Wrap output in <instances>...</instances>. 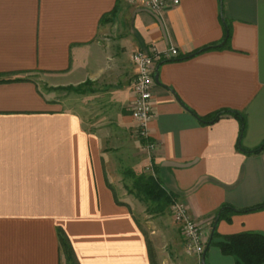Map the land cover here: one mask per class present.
Masks as SVG:
<instances>
[{"label": "crops", "instance_id": "obj_1", "mask_svg": "<svg viewBox=\"0 0 264 264\" xmlns=\"http://www.w3.org/2000/svg\"><path fill=\"white\" fill-rule=\"evenodd\" d=\"M222 18L228 44L195 54L223 41ZM152 45L181 55L158 64L154 172L211 242L264 234L263 209L229 214L212 236L222 206L264 203V149L246 153L264 143V0H180L162 16L139 0H0V264H66L60 231L79 264L176 263L133 217L116 177L124 160L123 174L141 168L125 154L130 139L140 146L131 55ZM226 109L246 116L241 142L235 116L197 117ZM205 262L236 264L213 243Z\"/></svg>", "mask_w": 264, "mask_h": 264}, {"label": "built area", "instance_id": "obj_2", "mask_svg": "<svg viewBox=\"0 0 264 264\" xmlns=\"http://www.w3.org/2000/svg\"><path fill=\"white\" fill-rule=\"evenodd\" d=\"M153 14L162 16L163 12L180 0H139ZM177 48L160 51L152 45L147 49H138L131 55V61L136 67V74L132 82L134 101L130 108L133 120L134 133L143 150L149 155L152 166L153 159L160 144L152 138L151 124L155 114L154 87L156 86V72L161 61L180 58ZM171 212L175 223L178 225L182 237L184 250L190 256H197L202 260L206 246L210 241V235L201 224L189 213L184 202L178 198L171 204Z\"/></svg>", "mask_w": 264, "mask_h": 264}, {"label": "trees", "instance_id": "obj_3", "mask_svg": "<svg viewBox=\"0 0 264 264\" xmlns=\"http://www.w3.org/2000/svg\"><path fill=\"white\" fill-rule=\"evenodd\" d=\"M222 21L224 25L223 41L221 43L213 44L205 48H202L200 50H197L195 54L205 50L220 49L228 44L231 37V27L229 23L226 21V19L222 18ZM65 90L78 92L80 91V88L67 87L65 88ZM224 115H233L239 120L240 122L239 142H241L242 137L246 130L245 114L226 109V110H220L216 113H212L206 116H201V117L197 116V117L201 120L202 123L210 124L217 121L220 117ZM239 148L242 149L241 146ZM263 149H264V143L259 148L249 152L246 151V153H258ZM127 176H131L134 178L133 188L134 191H136V194L138 196H142V199L145 201L158 203L157 206L159 211H162L164 207L170 206L173 203L174 199L177 198L175 194L167 191L164 188L163 184L159 180L156 173L154 175L141 174L137 176L133 172H128ZM263 209H264V203L246 209H236L229 205L222 206L218 210L214 218L213 231H212L213 238L219 237L216 231V225L220 219L224 217L229 219L228 215L232 213H249L254 211H260ZM59 235H60L61 248L63 250L66 259V264H68L67 261L75 262L76 258L74 257L73 247L69 239L62 231H60ZM209 243H208L209 245L213 243L214 245L218 246L224 254L232 256L235 259L236 264H264V234L263 233L245 232V233H239L229 236H221L219 241L217 242L209 241ZM208 244L205 250L208 249Z\"/></svg>", "mask_w": 264, "mask_h": 264}, {"label": "rangeland", "instance_id": "obj_4", "mask_svg": "<svg viewBox=\"0 0 264 264\" xmlns=\"http://www.w3.org/2000/svg\"><path fill=\"white\" fill-rule=\"evenodd\" d=\"M130 133L132 137H136L134 133V129L130 128ZM137 139V137H136ZM131 140L125 146V154L133 155L134 160H138L141 168L136 173V175L146 174V175H154L155 168L154 165L152 166L149 155L143 150L141 144L140 146H136L135 144L132 145ZM130 149L132 152H130ZM128 160H130L131 156H128ZM137 158V159H136ZM126 159V158H125ZM124 160L123 164L118 165V171H116V177L118 182V188L122 191L123 195L122 198L128 200L129 209L133 217L138 221V223L143 227L145 234L151 235L154 238V241L157 247H160L159 252L167 257V255H171L170 259L173 256L177 255L176 258H173L175 264L179 261V264H186L187 263V256L188 257H195L186 254L184 248L181 249L183 254H179L174 251V247L178 246L179 241L178 233H177V225L173 219L172 212H171V205L164 207L162 211L158 210V203H154L151 201H145L142 199V196H138L136 191L133 188L134 178L131 176H127L126 174L122 173L121 168L127 170L132 168V163L130 164L128 161ZM126 172V171H125ZM129 172H131L129 170ZM130 175V174H129ZM164 204V203H163ZM162 204V205H163ZM127 205V206H128ZM184 246V245H183ZM182 246V247H183ZM181 247V248H182ZM74 251V249H73ZM186 256V257H185ZM74 257L76 261H67L68 264H79L75 251ZM197 257V256H196ZM66 260V259H65ZM75 260V259H74Z\"/></svg>", "mask_w": 264, "mask_h": 264}, {"label": "water", "instance_id": "obj_5", "mask_svg": "<svg viewBox=\"0 0 264 264\" xmlns=\"http://www.w3.org/2000/svg\"><path fill=\"white\" fill-rule=\"evenodd\" d=\"M155 79H156V82L158 81V69H157V72H156V76H155ZM212 238V237H211ZM211 242V241H210ZM210 244V243H209ZM209 244H208V247H209ZM206 251L204 252L203 256H202V264H205V254H206Z\"/></svg>", "mask_w": 264, "mask_h": 264}]
</instances>
